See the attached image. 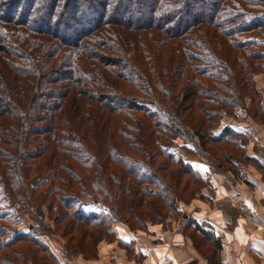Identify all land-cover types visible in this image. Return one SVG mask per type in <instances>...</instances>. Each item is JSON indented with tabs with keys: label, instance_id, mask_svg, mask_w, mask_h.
<instances>
[{
	"label": "trees",
	"instance_id": "16d2710c",
	"mask_svg": "<svg viewBox=\"0 0 264 264\" xmlns=\"http://www.w3.org/2000/svg\"><path fill=\"white\" fill-rule=\"evenodd\" d=\"M259 69L264 0H0V264H62L34 227L19 228L8 203L28 194L72 237L78 225L144 231L178 214L203 175L160 138L192 142L197 124L203 144L208 133L219 153L239 152L230 129L203 130ZM195 222L217 253L213 229Z\"/></svg>",
	"mask_w": 264,
	"mask_h": 264
},
{
	"label": "rangeland",
	"instance_id": "374dc122",
	"mask_svg": "<svg viewBox=\"0 0 264 264\" xmlns=\"http://www.w3.org/2000/svg\"><path fill=\"white\" fill-rule=\"evenodd\" d=\"M252 77L250 78H252V81L254 80L253 88L252 85H247L245 94L241 87L238 86V89L234 92L231 86L232 94L229 95L231 97L229 99L232 100V103L236 106H211L213 111L211 124L210 126H206V129L203 130V133L206 135L207 131H209V127H211V129L213 128V134H218L226 128L230 129L232 133L236 135V142L242 145L239 152L232 146L226 144L222 145L224 149L223 154L219 153V146L213 145V143L210 142L211 138L208 136V133L205 136L207 141L203 144L202 140H200L195 134L197 124H193L191 127L189 126L190 133L193 136L191 140L192 142L177 139L170 143L166 142L163 138H160L162 145L169 149V151L171 150L178 159L190 162L195 169L202 173L204 182L197 194L198 196L202 193L203 189L212 185L210 183V177L213 173L225 175L229 171L233 174L241 173V171L244 172V170L247 169L246 166L251 164L256 166L259 164L258 160L254 161L252 159H256L257 154L264 153V72L259 69L252 74ZM252 91H255V94H252ZM233 93L235 94L233 95ZM225 155L228 164L222 166L220 163L223 162L222 159ZM248 156H251V161ZM177 169L179 168L172 165V169H166L167 172H163V175L171 182L173 181L171 173L178 171ZM181 179L179 187L189 186L187 183L189 180L188 176H183ZM189 194L190 189L188 190L187 188L185 192L181 193V195H183L181 198H183L184 203L176 201V205L180 211L178 214L172 212V214H170L171 216L158 224L146 221L144 224L146 229H144V231L133 227L130 222L125 223L116 220L110 225L112 231L111 234H108L107 230L102 228L90 229V227H83L81 229V226L78 225L76 228L81 232L79 233L78 231L73 237L64 234L62 231L63 229L57 230L54 223L55 217L51 218L49 216L48 205L37 207L33 201H30V194L27 195L26 199L22 201L18 199L15 200L14 203H8V205L11 209H14V211L17 212L18 217L21 218L19 228L23 231H28L30 227H34L38 232V236L44 243L51 247L53 252L56 253L61 260L62 264H87L86 261L88 260L98 259L99 252H101L102 249L109 250L110 247L114 248L116 246L125 249L127 255H134V248H132V246H134L136 242L134 243L133 241H130V243L126 244L121 241L116 234L115 227L117 225H120L122 230L128 231L129 233L132 232L131 237L135 239V233L139 236H144L148 231V227L151 225H167V223L168 225H174L175 227L177 225L185 226L183 230V232H185L184 235L186 238L188 237L192 240L196 252L208 259L210 264H218L219 254L216 253L214 245L200 240L199 236L201 234L196 232L197 224L196 222L194 223V218H188V215H186L188 214L187 210L190 207L189 205L192 203ZM91 207L95 212H100L103 208L98 204ZM6 208H8L7 205ZM85 231H87L92 237L90 236L84 239L86 240L84 243L85 247L79 249L80 237L82 232ZM73 247L76 251L71 255L69 249ZM67 252H69V254ZM139 256L141 257H138V259L142 261V254Z\"/></svg>",
	"mask_w": 264,
	"mask_h": 264
},
{
	"label": "crops",
	"instance_id": "0c3cea01",
	"mask_svg": "<svg viewBox=\"0 0 264 264\" xmlns=\"http://www.w3.org/2000/svg\"><path fill=\"white\" fill-rule=\"evenodd\" d=\"M251 157V156H249ZM264 169V153L256 159ZM244 172L233 174L213 173L211 186L193 200L187 211L188 218L205 223L213 229L222 264H264V170L254 165L246 166ZM181 210V208H180ZM185 214V213H184ZM185 226L151 225L146 235L115 227L123 242L133 241L134 255L116 246L102 249L98 259L87 264H210L208 259L195 250L192 240L184 235ZM140 254L143 260L138 257ZM137 255V256H136ZM80 264V263H76Z\"/></svg>",
	"mask_w": 264,
	"mask_h": 264
}]
</instances>
